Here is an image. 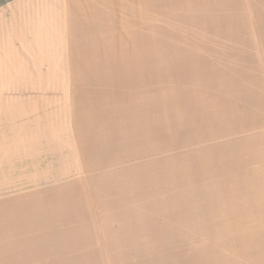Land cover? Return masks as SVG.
I'll list each match as a JSON object with an SVG mask.
<instances>
[{
  "label": "rangeland",
  "instance_id": "374dc122",
  "mask_svg": "<svg viewBox=\"0 0 264 264\" xmlns=\"http://www.w3.org/2000/svg\"><path fill=\"white\" fill-rule=\"evenodd\" d=\"M43 4L0 31V264H264V0Z\"/></svg>",
  "mask_w": 264,
  "mask_h": 264
},
{
  "label": "crops",
  "instance_id": "0c3cea01",
  "mask_svg": "<svg viewBox=\"0 0 264 264\" xmlns=\"http://www.w3.org/2000/svg\"><path fill=\"white\" fill-rule=\"evenodd\" d=\"M44 2V4L42 3ZM45 5V6H50V5H57V6H71L73 4V0H1L0 1V31L6 32V33H11L14 31H20L23 28L24 24V16L26 15V9L28 7H34V6H39V5ZM63 38H66V36H63ZM64 55H67V53ZM17 67L13 69L16 73V78L14 80H7L4 81V84L0 85V95L3 96L7 94L5 92L8 91L10 87H13L12 92L15 93L16 101L19 100L17 96H20L21 92H15L16 88L15 87H22L26 86V82L23 81V84H20L18 74L20 73V69L18 67V62L16 63ZM15 64V65H16ZM41 68H37V70H40ZM25 73V72H24ZM23 80V79H22ZM25 80V79H24ZM22 82V81H21ZM52 85V84H49ZM9 86V88H8ZM23 100V99H22Z\"/></svg>",
  "mask_w": 264,
  "mask_h": 264
}]
</instances>
